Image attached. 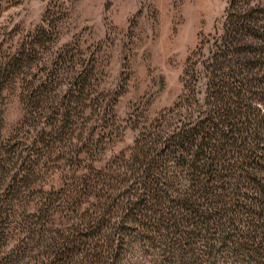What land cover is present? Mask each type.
Masks as SVG:
<instances>
[{
  "label": "trees",
  "instance_id": "16d2710c",
  "mask_svg": "<svg viewBox=\"0 0 264 264\" xmlns=\"http://www.w3.org/2000/svg\"><path fill=\"white\" fill-rule=\"evenodd\" d=\"M223 19L206 58H189L193 80L205 76L204 94H181L110 165L83 174L65 222L54 220L60 196L47 192L17 230L11 216L32 154L0 139V264H134L132 242L154 264H264V4L228 0ZM10 163L19 166L5 179Z\"/></svg>",
  "mask_w": 264,
  "mask_h": 264
},
{
  "label": "rangeland",
  "instance_id": "374dc122",
  "mask_svg": "<svg viewBox=\"0 0 264 264\" xmlns=\"http://www.w3.org/2000/svg\"><path fill=\"white\" fill-rule=\"evenodd\" d=\"M227 3L0 0V139L32 154L29 187L11 216L16 227L26 224L23 217L47 192L54 194L52 199L60 196L54 220L65 222L68 195L83 174L110 165L181 94H204L205 76L199 72L193 80L189 58L199 52L206 58L211 41L222 32ZM41 26L46 31L39 39ZM23 45L24 57L15 64ZM68 98L73 113L60 135L55 130ZM13 166H5L2 177L19 164ZM130 249V262L154 264L153 257L142 255V244L132 242Z\"/></svg>",
  "mask_w": 264,
  "mask_h": 264
}]
</instances>
